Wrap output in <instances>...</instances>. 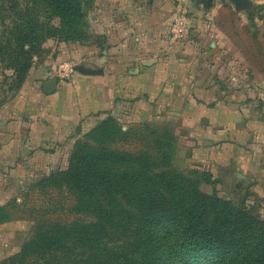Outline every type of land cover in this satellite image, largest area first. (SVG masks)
I'll return each mask as SVG.
<instances>
[{"label":"crops","instance_id":"obj_1","mask_svg":"<svg viewBox=\"0 0 264 264\" xmlns=\"http://www.w3.org/2000/svg\"><path fill=\"white\" fill-rule=\"evenodd\" d=\"M87 2V38L58 49V65L71 61L77 75L47 94L53 77L40 73L20 92L17 111L3 108L19 138L7 155L0 150V162L15 159V178L32 167L49 173L108 117L122 118L124 129L160 119L174 126L178 161L211 177L204 193L228 199L245 190L247 204L264 203V105L257 91L264 79L229 58L232 49L210 13L197 11L205 4L191 3L198 14L188 37L176 42L169 0Z\"/></svg>","mask_w":264,"mask_h":264},{"label":"trees","instance_id":"obj_2","mask_svg":"<svg viewBox=\"0 0 264 264\" xmlns=\"http://www.w3.org/2000/svg\"><path fill=\"white\" fill-rule=\"evenodd\" d=\"M41 1L61 20L65 42L87 38L79 0ZM14 47L7 66L22 77ZM1 53L0 46L2 60ZM122 131L115 118L100 122L74 145L69 168L46 180L66 187L80 213L94 221L54 226L51 232L40 228L35 245L41 255L55 252L58 264L84 258L85 264H199L203 256L213 264H264V218L247 204L248 196L239 202L204 193L209 174L168 171L170 156L108 148Z\"/></svg>","mask_w":264,"mask_h":264},{"label":"rangeland","instance_id":"obj_3","mask_svg":"<svg viewBox=\"0 0 264 264\" xmlns=\"http://www.w3.org/2000/svg\"><path fill=\"white\" fill-rule=\"evenodd\" d=\"M187 1L189 4L194 3L193 0ZM79 5L83 16H86L89 6L87 0H79ZM208 5L211 6L197 11L210 13V21L222 34L224 45L232 49L229 58L242 63L245 69L264 79V0H212ZM191 7L192 13L196 15V8L192 4ZM83 26L86 33V18L82 20ZM64 29L53 9L41 0H0V46L4 57L0 59V150L6 155L11 148L9 145L18 141L19 137L15 132V124L11 123L12 119L3 115V108L9 105L10 113L11 106H15L13 110L17 111L15 103L20 98V92L40 73L50 76L59 66V54L62 51L58 49L62 43H67L61 36ZM14 44L19 47L16 55L18 68H22V77H17L14 70L7 66L12 50L16 49L13 48ZM257 91L258 95L264 93V82ZM13 101L14 105L11 104ZM259 101L264 105V101ZM121 120L119 124L123 131L108 148L131 155L146 153L157 159L170 156L172 159L166 164V170L192 171L177 159L173 125L153 119L142 127L124 129L126 125ZM6 121L9 125L2 127ZM73 149L74 146L67 163L49 173L40 167H32L28 175L15 178L12 175L15 159L7 163L0 162V264H58L60 259L55 252L39 253L35 240L40 228L51 232L47 229L54 226L68 227L78 222L87 224L94 221L92 217L80 213L76 208L75 195L66 187L62 185L54 188L46 181L52 174L69 168ZM245 192L242 191V196L233 195L229 199L240 202L247 196ZM220 197L227 199L223 194ZM255 202L258 203L251 199L252 204L248 205L264 218V203L253 207ZM85 260H78L77 263L85 264ZM199 261V264H213L204 256ZM92 262L90 259L89 263Z\"/></svg>","mask_w":264,"mask_h":264},{"label":"built area","instance_id":"obj_4","mask_svg":"<svg viewBox=\"0 0 264 264\" xmlns=\"http://www.w3.org/2000/svg\"><path fill=\"white\" fill-rule=\"evenodd\" d=\"M172 4V18L170 25V37L179 42L187 38L193 23V13L187 0H169ZM77 68L71 61H64L53 71L52 77L58 81H72L77 75ZM264 101V93L259 95Z\"/></svg>","mask_w":264,"mask_h":264},{"label":"water","instance_id":"obj_5","mask_svg":"<svg viewBox=\"0 0 264 264\" xmlns=\"http://www.w3.org/2000/svg\"><path fill=\"white\" fill-rule=\"evenodd\" d=\"M193 1H197V2H202V3H205V6L207 7V8H209V6H211V5H208V3H210L212 0H193ZM58 80L54 77L53 78V82H49V83H47L46 85H45V92L47 93V94H51V93H53L54 91H55V87H56V82H57Z\"/></svg>","mask_w":264,"mask_h":264}]
</instances>
